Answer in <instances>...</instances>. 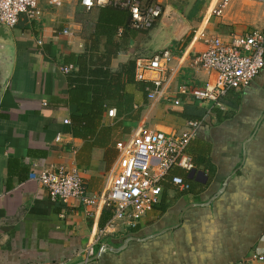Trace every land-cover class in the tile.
<instances>
[{"label": "crops", "instance_id": "crops-1", "mask_svg": "<svg viewBox=\"0 0 264 264\" xmlns=\"http://www.w3.org/2000/svg\"><path fill=\"white\" fill-rule=\"evenodd\" d=\"M141 1L174 5L192 27L168 48L169 82L155 102L146 88L158 73L129 82L119 72L137 54L138 60L149 58L145 44L161 18L139 32L129 26L128 8L88 10L80 0L61 6L42 0L39 18L21 15L11 28L15 64L0 98V264H264V68L217 106L193 94L215 75L191 65L206 37L264 29V0H232L222 16L212 12L218 0ZM108 18L122 22L115 26ZM70 55L76 61L67 65ZM97 70L106 74L93 75ZM92 81L113 86L109 109L117 115L109 116L107 108L93 122L77 125L73 117L81 115L72 90ZM117 85L119 94L113 93ZM192 126L198 135L188 151L206 180L176 169L191 180V189L167 182L161 202L136 227H108L112 211L103 202L88 210L79 201L52 200L38 180L44 169L65 165L81 173L89 194L106 193L123 145L140 127L185 132ZM101 230L106 235L94 255L103 245L112 249L87 262L92 256L86 250Z\"/></svg>", "mask_w": 264, "mask_h": 264}, {"label": "built area", "instance_id": "built-area-1", "mask_svg": "<svg viewBox=\"0 0 264 264\" xmlns=\"http://www.w3.org/2000/svg\"><path fill=\"white\" fill-rule=\"evenodd\" d=\"M42 0H0V24L14 28L21 15L30 20L41 16ZM51 5L61 6L64 0H48ZM232 0H218L213 14L222 16ZM88 10L94 7H123L130 11L129 26L139 32L150 31L160 20L164 6L160 3L143 4L141 0H80ZM65 33H71L65 30ZM42 43V41H40ZM173 58L170 50L156 53L151 58H140L136 66V79L145 80L148 72L159 76L153 79V88L148 98L155 102L164 96V87L169 82L165 76ZM201 68L213 79H209L200 92H193L196 99L213 101L222 106V97L230 90L241 89L249 85L264 68V29H256L244 34H232L228 38L221 35L206 37L205 48L191 63ZM72 66H64L71 72ZM188 93L187 89L183 90ZM176 104H180L176 100ZM108 115L115 117L117 112L111 108ZM65 123H71L67 118ZM198 135L195 126L185 132L165 131L140 127L137 137L123 145L117 173L110 189L106 193L89 194L84 177L76 168L59 165L44 169L38 177L41 185L49 191L52 200H61L68 204L79 201L82 206H104L112 211L108 227L119 225L136 227L149 209L161 202L167 182L181 190L191 189V183L184 176L173 174L176 169L187 172L195 169L192 156L188 153L190 143ZM60 137V136H59ZM101 230L93 245L87 248L88 257L94 255V245L105 236ZM106 247V246H102Z\"/></svg>", "mask_w": 264, "mask_h": 264}, {"label": "water", "instance_id": "water-1", "mask_svg": "<svg viewBox=\"0 0 264 264\" xmlns=\"http://www.w3.org/2000/svg\"><path fill=\"white\" fill-rule=\"evenodd\" d=\"M191 29L190 22L179 9L172 4L166 5L159 27L154 30L152 37L145 44L146 49L149 51L148 57L151 58L155 53L168 50L174 42L182 40ZM15 57L16 46L11 28L5 24H0V98L13 74ZM203 175V172H197L193 169L190 171L188 177L205 181L206 178H201ZM111 249L110 247H101L87 262L94 261L101 253Z\"/></svg>", "mask_w": 264, "mask_h": 264}, {"label": "trees", "instance_id": "trees-1", "mask_svg": "<svg viewBox=\"0 0 264 264\" xmlns=\"http://www.w3.org/2000/svg\"><path fill=\"white\" fill-rule=\"evenodd\" d=\"M107 13H108V15L119 14L118 12H112V11H107ZM101 21H103V12H102L100 22ZM106 21H108L109 23H113L115 26H118L122 22L120 19L119 20H111L110 18L106 19ZM106 31L110 34V32L113 31V29L109 28V29H106ZM138 56H140V55L137 54V55L133 56V58L129 61V63L127 65H125L124 68H122V70L119 72V74L123 75L126 78V80H128L129 82H134L136 80V66H137V61L139 58ZM75 57H76L75 55H70L66 59V64L72 65L76 61ZM100 72L101 71L97 70V71H94L92 73L95 76L106 74V72H101V73ZM149 86L150 87L146 88L147 96H148L149 90L151 88H153V83L152 82L149 83ZM111 87H113V86L109 85L105 81H101V82L92 81L87 86H81L79 88H75L74 90H72V95H71L72 101L78 105V112L81 115V116H79V115L74 116L73 121L78 125V124L84 123L85 121L93 122L95 120V118L100 117L102 115H105L106 109L107 108L109 109L111 107V105H110V103H111L110 96L112 95L111 94ZM121 90H122V86L117 85L116 91H114L113 93L119 94ZM187 117L193 121H197V122L202 121L201 119H195L194 117H189V116H187ZM222 119H223V117L220 116L219 120L221 121ZM74 133L80 134L78 130H74ZM188 149H189V147H188ZM188 153H189V151H188ZM189 154L192 156L191 153H189ZM192 158L194 160L195 168L199 167L197 165V159L194 158L193 156H192ZM173 174H178V173L176 171H174ZM184 177L186 180L191 182V180L187 176H184ZM155 206L157 207V205H155ZM158 207L162 213H164L167 209V205H165V204L159 205ZM137 229L138 228H135V230H137Z\"/></svg>", "mask_w": 264, "mask_h": 264}, {"label": "rangeland", "instance_id": "rangeland-1", "mask_svg": "<svg viewBox=\"0 0 264 264\" xmlns=\"http://www.w3.org/2000/svg\"><path fill=\"white\" fill-rule=\"evenodd\" d=\"M139 44V43H138Z\"/></svg>", "mask_w": 264, "mask_h": 264}]
</instances>
